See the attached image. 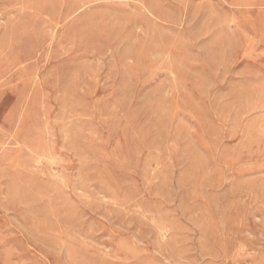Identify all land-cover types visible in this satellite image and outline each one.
<instances>
[{
	"label": "rangeland",
	"instance_id": "rangeland-1",
	"mask_svg": "<svg viewBox=\"0 0 264 264\" xmlns=\"http://www.w3.org/2000/svg\"><path fill=\"white\" fill-rule=\"evenodd\" d=\"M263 215L264 0H0V264H264Z\"/></svg>",
	"mask_w": 264,
	"mask_h": 264
},
{
	"label": "bare ground",
	"instance_id": "bare-ground-1",
	"mask_svg": "<svg viewBox=\"0 0 264 264\" xmlns=\"http://www.w3.org/2000/svg\"><path fill=\"white\" fill-rule=\"evenodd\" d=\"M130 6V5H129ZM202 7V6H201ZM212 8V7H211ZM12 9V8H11ZM23 9V8H22ZM210 9V8H209ZM208 9V10H209ZM21 10V9H20ZM13 11V10H12ZM233 13V12H232ZM191 14V13H190ZM204 15V14H203ZM240 18V17H239ZM201 19V18H200ZM113 22V21H112ZM5 24H6V22H5ZM233 26V25H232ZM160 57V56H159ZM167 73V72H166ZM168 74V73H167ZM174 76H175V74H174ZM210 89V88H209ZM210 91V90H209ZM185 114V113H184ZM187 117V116H186ZM189 118V117H188ZM66 133V132H65ZM168 134V133H167ZM200 148V147H199ZM121 164V163H120ZM119 165V164H118ZM122 166V165H121ZM56 169V168H55ZM109 170V169H108ZM105 172H107V171H104V173ZM110 172V171H109ZM108 174H110V173H108ZM114 175V174H113ZM112 176V175H111ZM109 177H110V175H109ZM244 177H245V175H244ZM113 178V177H112ZM66 179V178H65ZM114 180V179H113ZM230 181V180H229ZM118 183V182H117ZM69 185H67V187H68ZM117 187H118V185H117ZM76 189V188H75ZM261 192H262V189H261ZM89 196V195H88ZM114 200H116V199H114ZM118 201V200H117ZM116 202V201H115ZM25 206V205H24ZM140 206V205H139ZM146 208V207H145ZM141 213V212H140ZM142 213H144V212H142ZM263 213V212H262ZM196 214V213H195ZM155 214H153V216H154ZM256 215V214H255ZM264 216V215H263ZM260 219V218H259ZM156 221H157V219H156ZM259 221V220H258ZM261 221H262V219H261ZM156 225V224H155ZM91 231V230H90ZM162 231H163V229H162ZM154 232V231H153ZM152 232V233H153ZM193 233V232H192ZM161 234V233H160ZM150 235V234H149ZM155 235H157V233L155 234ZM250 236H252V235H250ZM86 236H84V238H85ZM135 237H137V236H135ZM151 237V236H150ZM253 237V236H252ZM140 239V238H139ZM86 240H87V238H86ZM158 241V239H156V242ZM154 242V241H153ZM144 243V242H143ZM107 246V245H106ZM154 246V245H153ZM155 247V246H154ZM56 248V247H55ZM106 249V248H105ZM145 249V248H144ZM154 249H156V248H154ZM158 249H159V246H158ZM162 253V252H161ZM168 253V252H167ZM66 254V253H65ZM166 256V255H165ZM160 257H161V255H160ZM134 261V260H133ZM165 261V260H164ZM172 264V263H171ZM238 264V263H237Z\"/></svg>",
	"mask_w": 264,
	"mask_h": 264
}]
</instances>
